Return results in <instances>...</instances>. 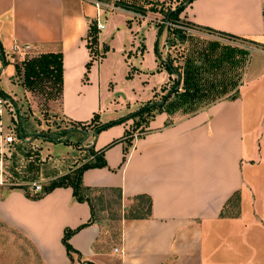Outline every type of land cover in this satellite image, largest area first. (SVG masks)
<instances>
[{"label": "crops", "instance_id": "0c3cea01", "mask_svg": "<svg viewBox=\"0 0 264 264\" xmlns=\"http://www.w3.org/2000/svg\"><path fill=\"white\" fill-rule=\"evenodd\" d=\"M117 1L102 0L109 8L98 9L88 0H0V46L4 53L3 60L0 54V61L15 65L27 55L31 58L61 53L62 92L58 100L48 103L50 113L68 121L87 122L91 117H86V121L80 117L101 112V91L115 70L118 74L113 73V80L136 87L131 92L116 82L113 92H124L119 96L122 103L118 109L136 111L142 103L155 99V94L169 86L173 78L158 67L156 42L160 51L161 46L181 47L186 42L170 46L167 27L158 34L157 17H151L150 12L142 16L123 10L115 6ZM179 19L190 27L224 33L254 47L264 46V0H193L184 3ZM89 20L104 26L98 31V50L102 53L106 47L109 52L93 61L89 85L84 86L82 80L90 59L84 40ZM185 31L193 37L189 28ZM215 42L246 54L243 64L240 54L236 57L237 66L226 68V79L230 84L238 81L236 88L199 104L186 115L164 107L149 121L145 132L132 141L120 168L124 142L104 150L107 167L83 173V185L90 189L93 201L102 203L106 193L116 197L113 191H120L121 198L116 199L120 208L117 236H107L102 222L96 219L69 239L80 254H73L70 260L62 244L64 231L90 220L89 205L74 201L71 188H56L41 199L30 200L17 190L4 195V186H0L2 261L264 264V53L259 47L249 53L241 45H226L220 39ZM15 44L29 45V49L16 55L11 51ZM112 54L119 57L104 67V56ZM170 58L174 63L175 58ZM127 74L133 80H126ZM85 89L89 99L73 101V95L82 94ZM1 90L16 100L13 91ZM2 129L0 119V181L4 161ZM123 135V129L110 137L101 133L91 148L100 151ZM137 195L150 199V215L124 218Z\"/></svg>", "mask_w": 264, "mask_h": 264}, {"label": "trees", "instance_id": "16d2710c", "mask_svg": "<svg viewBox=\"0 0 264 264\" xmlns=\"http://www.w3.org/2000/svg\"><path fill=\"white\" fill-rule=\"evenodd\" d=\"M193 0H185L177 5L175 8L158 6L157 0H118L115 6L131 11L136 14L145 16L147 13H160L162 15V24L158 27V34L161 33L163 27H167L170 35V46L183 45L187 40H193L188 36L185 31L191 25L182 24L179 19L180 13L184 9L185 2H192ZM176 26H183L176 27ZM206 29L210 33H217L221 36H227L224 33H219L211 29ZM86 47L89 51L90 59L86 63V73L89 72L93 61L101 57L108 48H104L102 54L98 50V29L97 22L95 20H89L87 23V32L85 35ZM223 46V45H222ZM257 48H264V46H256ZM190 50L188 54L183 55V63L174 66L173 59L170 58V54L164 58L161 51L158 48L157 42L155 44V56L158 61V67L164 68L171 76H174L169 86L162 87L163 91H166L160 101H148L143 104L138 110L129 113L126 117H122L117 121H110L102 124L98 120V115L95 114L87 122H73L70 121V126L65 130L68 133V128L74 131L88 132L86 128H91L93 136L99 134L101 131L107 129L110 126L124 122L128 118L133 119L132 126L125 130L124 135L120 139H115L106 145L100 151H95L94 147L88 150V158L77 168L69 171L68 173L55 177L41 186V191L33 192L30 187V183L37 177H24L17 173L16 181L12 184L1 188L2 194H7L10 191L17 190L23 193V195L30 200H38L49 194L56 188H71L73 200L76 202H86L90 207L91 218L88 222L79 225L75 229H66L62 237V244L65 248L66 254L70 260L72 255H80L70 244L69 239L72 235L79 232L83 228L91 225L96 221L97 212L93 203V198L90 196V189L85 187L82 182V175L88 169L105 168L107 163L104 158V150L111 146L124 142V156L119 168L126 161V154L132 145L134 140V134L138 130L137 138L144 132L149 121L155 116L156 113L161 112L163 108L167 111H174L176 108H180L184 105L194 106L204 103H209L212 100L227 95V93L236 88L238 81H233L230 84L228 72L226 68L234 69L237 66V55H240L242 64L245 62L246 54L238 49L223 46L218 43L209 42L203 47L198 49L195 41L190 43ZM200 50V51H198ZM144 51V46L141 48V52ZM198 51V52H197ZM196 52V53H195ZM1 54L4 58V53L1 48ZM182 59V55L180 56ZM5 64V61H4ZM63 63L61 53H45L36 57L24 59L21 63H15L14 68L16 75L21 77V84L28 92L42 91L45 95L46 101L58 100L62 92V74ZM235 76V75H234ZM128 77H131L130 75ZM173 97L176 101H173ZM0 98L3 100L5 106H15L19 113V109L16 106L15 101L0 90ZM11 98V103L8 99ZM21 112V111H20ZM11 115V120H12ZM19 142L21 144H27L25 137L19 134L17 130ZM95 137V136H94ZM67 142V141H66ZM30 144V143H29ZM18 149L20 147L18 146ZM3 158H7L3 155ZM116 199L119 201L121 198L120 191L114 190ZM236 195V194H235ZM134 204L127 212H125L124 218H146L151 213V201L145 195H137L134 197Z\"/></svg>", "mask_w": 264, "mask_h": 264}, {"label": "rangeland", "instance_id": "374dc122", "mask_svg": "<svg viewBox=\"0 0 264 264\" xmlns=\"http://www.w3.org/2000/svg\"><path fill=\"white\" fill-rule=\"evenodd\" d=\"M184 0H157L159 3L158 6L162 5L163 8L171 7L175 8ZM113 10V9H112ZM124 10V9H123ZM151 17H157V24H162V15L159 13H150ZM191 33L193 35V40H187L185 45L173 48H167L161 46L162 56L165 58L167 54H170L175 58L173 65H179L178 63H183V58L185 54L189 53L190 43L194 42L198 46V49L203 47L209 41H215L217 39L222 40L223 44L236 46H244L251 47L252 45L240 41L238 39H234L227 36H221L215 33H210L208 31H204L198 29L196 27H189ZM212 39V40H211ZM219 41V40H218ZM143 46V44H142ZM254 47V46H252ZM169 51V52H168ZM200 51V50H198ZM197 51V52H198ZM109 52V49L106 51ZM101 53V51H100ZM196 53V52H195ZM29 54V53H28ZM102 54V53H101ZM103 55V54H102ZM182 55V59L181 56ZM12 56V55H11ZM30 56V55H29ZM28 55L24 59H29ZM106 60L103 61L104 67L108 66L109 63H113L119 57L118 54H112L110 56H104ZM22 60V59H21ZM20 61V60H19ZM21 63V61H20ZM92 66V65H91ZM91 72V68L87 74H85L82 83L84 86L89 85V73ZM235 72V70H234ZM113 73L118 74V71H112ZM133 74V72H131ZM110 76V80H107L108 84L104 91H101V100L99 106H101V112L97 113V111H93L88 113L82 118V121H86V117L93 118L95 114L98 115V120L101 121L102 124L108 123L110 121H117L122 117H126L129 115L125 110H119L117 105L121 104L119 96L124 94V92H120L119 90L113 92V88L115 89L116 82L118 83V87L123 90L135 91V86H127L122 83L121 80H113ZM125 77L126 80H133V77ZM172 77H175L172 76ZM15 79V82H14ZM21 77L16 75V70L14 65L12 64H3L0 61V90H11L13 91V96L16 98V106L19 109V113L15 106L12 104V107L3 105V112L1 114L2 121V135L6 133H11L15 137V141L10 144H4L2 146L3 155L7 157L3 160V178L2 184L0 186L6 187L7 185L12 184L11 182L16 181V176L14 173H17L20 176L24 177H37L30 183V187L32 183H38L41 186L46 183V179L54 177L64 171L70 170V168L75 165L84 162L88 158V150L92 147L96 136L98 137L101 133H107V137H110L115 131L118 129L128 130L132 124L133 119L128 118L124 122L119 124H115L113 126L108 127L107 129L101 131L95 137L93 136V131L91 128H86L89 130V136L84 131H74L68 128V133L66 132V128L70 126V121L63 118L62 116L54 113H50L49 111V101L45 100V95L42 91L30 92L29 96L25 95L24 87L21 84ZM7 83V84H6ZM18 83V84H17ZM112 84V87H111ZM19 85V86H18ZM22 89H21V87ZM117 87V88H118ZM75 89V88H74ZM74 89L71 90V93L74 92ZM110 92L112 93L110 97ZM78 94V95H77ZM163 91H158L155 94V99L149 101H160ZM78 96V97H77ZM121 97V96H120ZM84 98L85 100L89 99V93H86V89L84 92L75 93L73 95V101L77 99ZM173 101H176V98H172ZM148 102V101H147ZM147 102L142 103L145 104ZM68 102H66L67 104ZM76 104V103H72ZM86 104V102L84 103ZM127 106V103H123ZM206 104V103H204ZM139 105L138 109L142 106ZM203 105V104H202ZM199 105L192 106H182L180 108H176L173 112H180L182 115H186L191 113L195 108ZM137 109V110H138ZM21 111V112H20ZM135 111V110H134ZM12 115V120H11ZM90 118V119H91ZM74 121L73 119H69ZM118 127V128H117ZM21 136H26L25 141H28L27 144H21L19 142L18 133ZM138 134V130L135 132ZM118 139V138H117ZM67 141V142H66ZM30 143V144H29ZM120 143V142H119ZM118 143V144H119ZM99 144V141L97 142ZM18 146L20 149H18ZM114 146V145H113ZM126 146V145H125ZM112 147V146H111ZM110 147V148H111ZM125 148V147H124ZM88 149V150H87ZM124 154V152H123ZM128 154V153H127ZM98 194H96L97 196ZM106 195H111L106 193ZM104 196L103 202L93 201L95 210L97 212L96 219L100 220L103 224V230L105 231L107 236L116 237L118 230V217L120 216V208L116 201V197L113 195L106 197ZM107 198V200H106ZM79 226V225H78ZM77 226V227H78ZM76 228V227H75ZM72 228V229H75ZM71 229V228H68ZM1 237H2V228L0 225V264H17L11 263L7 261H2V246H1ZM31 251H28L27 247V255H30ZM33 256V255H32ZM30 257V256H29ZM26 264H34L32 261ZM40 264V263H39Z\"/></svg>", "mask_w": 264, "mask_h": 264}, {"label": "built area", "instance_id": "2783aa9c", "mask_svg": "<svg viewBox=\"0 0 264 264\" xmlns=\"http://www.w3.org/2000/svg\"><path fill=\"white\" fill-rule=\"evenodd\" d=\"M89 2H91L96 8H98V9H101V8H109L108 7V5H106L104 2H102V0H88ZM104 28V26L103 25H100V24H97V29H98V31H100V30H102ZM256 47H247V49H248V51H249V53H252V52H254L255 50H257V49H255ZM27 49H29V45H24V46H19V45H13L12 46V48H11V51L14 53V54H16V55H22V53L25 51V50H27ZM260 52H262V53H264V48H260V49H258ZM3 105H4V103H3V100L0 98V116H1V114H2V112H3ZM137 138V134H134V139H136ZM15 141V137L11 134V133H6V134H4V136H3V138H2V140H1V154L3 155V151H2V146L5 144H10V143H12V142H14ZM0 184H2V181H0ZM31 190L33 191V192H39V191H41V185L40 184H38V183H32V185H31Z\"/></svg>", "mask_w": 264, "mask_h": 264}, {"label": "water", "instance_id": "95a60500", "mask_svg": "<svg viewBox=\"0 0 264 264\" xmlns=\"http://www.w3.org/2000/svg\"><path fill=\"white\" fill-rule=\"evenodd\" d=\"M0 54H1V46H0ZM2 60H3V56H1ZM96 136V135H95Z\"/></svg>", "mask_w": 264, "mask_h": 264}]
</instances>
